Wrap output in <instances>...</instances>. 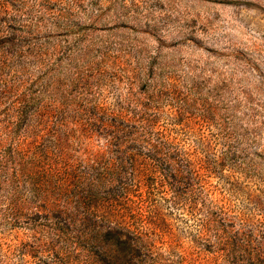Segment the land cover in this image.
Here are the masks:
<instances>
[{"label":"rangeland","instance_id":"374dc122","mask_svg":"<svg viewBox=\"0 0 264 264\" xmlns=\"http://www.w3.org/2000/svg\"><path fill=\"white\" fill-rule=\"evenodd\" d=\"M112 182L133 264H264V0H0V264H55Z\"/></svg>","mask_w":264,"mask_h":264},{"label":"trees","instance_id":"16d2710c","mask_svg":"<svg viewBox=\"0 0 264 264\" xmlns=\"http://www.w3.org/2000/svg\"><path fill=\"white\" fill-rule=\"evenodd\" d=\"M127 189L125 184L117 186L112 182L105 195L98 196V201L106 203L109 207L111 218L108 222L104 219L99 220L98 217H93L90 211H86L81 212L79 227L74 228V223L70 222L71 217L63 220L53 215L52 240L47 244V251L53 257L55 264H77L79 259H72L73 257L69 256L70 252L66 250V247L72 244L76 248L72 253L77 254L79 249L87 253L83 257L85 263L80 261L78 264H110L111 247H116L119 253L116 255L122 256L127 264H133L141 250L138 248L141 235L130 227L135 225L133 223L137 219L144 221L148 193L141 188L133 194H126ZM129 220L132 222L129 223ZM85 246L91 248H84Z\"/></svg>","mask_w":264,"mask_h":264}]
</instances>
